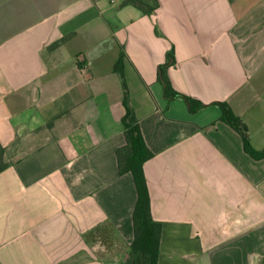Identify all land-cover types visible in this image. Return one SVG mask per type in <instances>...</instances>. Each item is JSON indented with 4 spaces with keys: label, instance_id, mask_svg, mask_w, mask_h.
Masks as SVG:
<instances>
[{
    "label": "crops",
    "instance_id": "crops-1",
    "mask_svg": "<svg viewBox=\"0 0 264 264\" xmlns=\"http://www.w3.org/2000/svg\"><path fill=\"white\" fill-rule=\"evenodd\" d=\"M0 0V264H122L137 191L130 122L162 224L158 264H264V0ZM176 91L206 106L168 100ZM229 105L251 148L222 121Z\"/></svg>",
    "mask_w": 264,
    "mask_h": 264
},
{
    "label": "trees",
    "instance_id": "trees-1",
    "mask_svg": "<svg viewBox=\"0 0 264 264\" xmlns=\"http://www.w3.org/2000/svg\"><path fill=\"white\" fill-rule=\"evenodd\" d=\"M127 6L135 7L144 15L152 16L159 9L160 2L159 0H123L120 8ZM123 58L124 56L121 54L117 65V72L121 77L124 89L123 104L125 114L123 117V125L126 144L117 151V157L120 174L124 175L129 173L133 177L137 191V202L133 211L134 237L129 244L128 256L122 261V264H158L162 224L153 218L151 197L144 173V165L153 157V154L148 149L139 126L130 122V110L127 106L129 90L123 72ZM174 63V48L172 47L167 53L166 64L160 66L158 72L159 81L164 87L165 97L168 100L183 98L187 102L190 112H197L206 105L176 91L167 75L168 68L174 65ZM217 104L223 111L222 121L230 125L243 137L247 152L254 157H259L260 155L255 153L251 148L248 129L243 121L233 114L229 105L225 103Z\"/></svg>",
    "mask_w": 264,
    "mask_h": 264
}]
</instances>
